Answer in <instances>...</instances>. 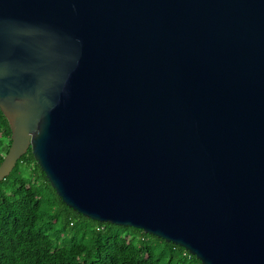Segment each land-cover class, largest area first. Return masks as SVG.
I'll list each match as a JSON object with an SVG mask.
<instances>
[{
  "label": "water",
  "instance_id": "water-1",
  "mask_svg": "<svg viewBox=\"0 0 264 264\" xmlns=\"http://www.w3.org/2000/svg\"><path fill=\"white\" fill-rule=\"evenodd\" d=\"M5 179L202 264H264V0H0Z\"/></svg>",
  "mask_w": 264,
  "mask_h": 264
},
{
  "label": "trees",
  "instance_id": "trees-1",
  "mask_svg": "<svg viewBox=\"0 0 264 264\" xmlns=\"http://www.w3.org/2000/svg\"><path fill=\"white\" fill-rule=\"evenodd\" d=\"M11 130L0 110V164ZM0 264H202L188 251L67 207L31 150L0 181Z\"/></svg>",
  "mask_w": 264,
  "mask_h": 264
}]
</instances>
